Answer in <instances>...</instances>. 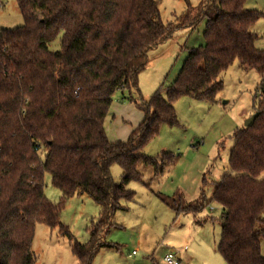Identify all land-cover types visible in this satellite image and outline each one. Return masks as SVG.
<instances>
[{
    "label": "trees",
    "instance_id": "1",
    "mask_svg": "<svg viewBox=\"0 0 264 264\" xmlns=\"http://www.w3.org/2000/svg\"><path fill=\"white\" fill-rule=\"evenodd\" d=\"M25 23L0 29V264H36L35 227L43 223L73 241L61 221L67 199L86 193L100 206L85 244L73 241L79 264H91L103 247L112 219L132 201L140 166L154 178L175 162L174 154L147 155L146 145L164 124L179 123L174 104L182 95L215 102L223 73L238 60L259 73L258 116L234 133L229 169L215 183L212 200L222 207L218 251L227 264H264V50L254 25L264 12L247 0H204L194 24L206 19L204 45L189 50L174 82L138 106L144 117L126 141H111L105 120L116 92L137 90L150 50L171 36L157 0H16ZM1 3V0H0ZM62 34L61 48L49 49ZM166 91L167 99L162 96ZM42 154L44 157L42 158ZM123 174L117 182L111 167ZM46 172L61 191L60 203L44 193ZM177 214L205 203L168 204ZM104 233V234H103ZM119 249V248H118Z\"/></svg>",
    "mask_w": 264,
    "mask_h": 264
},
{
    "label": "rangeland",
    "instance_id": "2",
    "mask_svg": "<svg viewBox=\"0 0 264 264\" xmlns=\"http://www.w3.org/2000/svg\"><path fill=\"white\" fill-rule=\"evenodd\" d=\"M157 1L163 23L171 26L173 32L150 50L148 64L139 75V91L126 90L124 94L118 91L114 95L105 120L111 141L129 138L144 117V111L138 106L141 99L149 101L159 88L174 82L189 50L205 43L206 19L201 18L194 24L204 0ZM245 7L264 12V0H247ZM24 23L17 1L1 0L0 29H15ZM253 30L260 35L257 49L264 50V18ZM61 39L62 34L49 44V49L58 51ZM260 82L259 73L242 68L235 60L223 73V89L215 102L198 100L190 95L177 99L174 109L179 123L161 126L157 136L144 149L147 155L155 157L171 152L174 164L156 178L153 167L140 166L142 181L128 185L135 198L122 201L125 209L115 213L112 219L115 225L105 237L114 247L101 248L91 264H166L167 253L185 251L184 248L186 252L196 253L197 250L201 254L193 264H227L218 251L222 207L212 200V193L215 183L228 172L235 131L243 128L246 120L255 114ZM162 96L167 99L166 91L163 90ZM122 174V168L113 164V179L120 182ZM45 175L44 193L51 202L58 204L61 191L53 184L52 175L49 172ZM197 201L206 205L199 217L204 214L208 218L204 223L205 231H201L205 235L201 236L189 232L193 228L199 229L193 213L177 214L168 205L185 207ZM99 217V204L86 193H77L67 199L61 211L62 223L75 238L73 241L81 244L89 240L88 229ZM73 241L60 228L38 223L32 242L36 264H79L72 250ZM190 241L193 243L189 244ZM133 250L136 254L130 255ZM262 250L264 256V239Z\"/></svg>",
    "mask_w": 264,
    "mask_h": 264
},
{
    "label": "crops",
    "instance_id": "3",
    "mask_svg": "<svg viewBox=\"0 0 264 264\" xmlns=\"http://www.w3.org/2000/svg\"><path fill=\"white\" fill-rule=\"evenodd\" d=\"M256 9V8H255ZM258 23V22H257ZM256 23V24H257ZM255 24V25H256ZM254 25V26H255ZM257 43V42H256ZM202 218H206L204 214L201 215ZM208 221V218L205 219V221H203L201 224H196V227H199V229L197 230V228H193V230H189V232L193 233L194 235H199L201 236L202 234H204V232H201V231H205V225L204 223H206ZM196 223V222H195ZM175 224V222L173 223ZM195 227V226H194ZM171 228H173V225L171 226ZM179 233L181 234H184L182 233L180 230H178ZM189 244L193 243L192 241L188 242ZM195 244V243H194ZM196 249V248H195ZM185 251H176V252H171V254H174L175 257L178 259V262L179 264H193V262L197 259H199V257H201V254H198L199 252H197L196 250V253H191L190 251L189 252H186V249L184 248ZM135 251V250H133ZM132 251V252H133ZM186 252V253H185ZM170 253H167L165 255V257L167 255H169ZM262 254H263V250H262ZM132 255V254H130Z\"/></svg>",
    "mask_w": 264,
    "mask_h": 264
},
{
    "label": "built area",
    "instance_id": "4",
    "mask_svg": "<svg viewBox=\"0 0 264 264\" xmlns=\"http://www.w3.org/2000/svg\"><path fill=\"white\" fill-rule=\"evenodd\" d=\"M136 251L132 252V255H135ZM166 264H179L178 259L175 257L174 254H169L164 258Z\"/></svg>",
    "mask_w": 264,
    "mask_h": 264
},
{
    "label": "water",
    "instance_id": "5",
    "mask_svg": "<svg viewBox=\"0 0 264 264\" xmlns=\"http://www.w3.org/2000/svg\"><path fill=\"white\" fill-rule=\"evenodd\" d=\"M258 116V113H255L253 116H251L249 119L246 120L245 126L250 127L255 122L256 117Z\"/></svg>",
    "mask_w": 264,
    "mask_h": 264
}]
</instances>
